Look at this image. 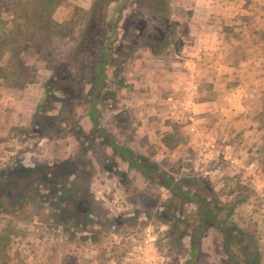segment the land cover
<instances>
[{"label": "rangeland", "instance_id": "obj_1", "mask_svg": "<svg viewBox=\"0 0 264 264\" xmlns=\"http://www.w3.org/2000/svg\"><path fill=\"white\" fill-rule=\"evenodd\" d=\"M92 1L68 0L84 10ZM173 4L179 39L167 54L156 57L143 47L123 65L119 78L114 75L115 67L106 69L109 80H122L127 86L108 84L110 96L98 104L100 125L175 178L207 176L222 203L249 194L235 207L232 218L242 230L254 235L256 244L248 238L243 244L250 250L258 248L264 264V90L258 91L248 82L247 74L236 71L230 75L227 69L217 73L210 60L195 57L188 25L193 3L173 0ZM69 11L60 5L53 17L62 23ZM135 11L131 4L124 9L116 48L122 44ZM7 25L9 30L11 24ZM224 29L235 32L230 27ZM248 29L250 34L264 38L261 28ZM74 43L75 38H56L43 55L23 53L29 71L19 83L0 77V170L11 166L31 169L72 156L81 142L68 130L78 131L80 127L84 133L79 134L88 140L80 147L85 148V159L80 163L87 164V180L78 188L85 192L88 187L94 198L92 225L53 229L52 209L31 199L17 215L0 213V264H183L187 248L183 243L170 246L167 225L154 217L156 205L166 201L170 192L159 182L128 169L125 161L102 144L92 132L89 96L78 97L73 108L71 104L59 113L55 111L56 122L48 117L39 129L31 125L43 98L42 84ZM249 45L252 54L256 53L257 44ZM258 47L264 49V44ZM235 52L241 54L239 46ZM7 56L5 53L4 61ZM255 77L263 88L260 74ZM239 101L247 105L229 106ZM107 164L125 173L126 181L105 171ZM186 209L191 214L194 206L188 204ZM199 264H231L214 227L202 238Z\"/></svg>", "mask_w": 264, "mask_h": 264}, {"label": "trees", "instance_id": "obj_2", "mask_svg": "<svg viewBox=\"0 0 264 264\" xmlns=\"http://www.w3.org/2000/svg\"><path fill=\"white\" fill-rule=\"evenodd\" d=\"M130 4L136 11L127 24L122 44L116 48L122 13ZM60 5L70 9L62 23L53 17ZM176 15L173 0H93L87 10L73 6L68 0H0V77L21 82L29 71L23 53L43 55L54 39L75 38L68 55L58 60L42 84L43 98L32 117L33 129L43 126L42 122L48 117L56 122L55 111L59 113L71 104L73 108L78 97L89 96L92 132L102 144L125 161L128 169L159 182L170 192L166 201L156 205L158 210L153 214L168 227L167 243L173 247L183 243L187 248L183 264H199L202 238L210 227L219 232L231 264H262L258 248L250 250L248 244H243L245 238L256 244L254 235L242 230L232 218L235 207L246 201L249 194L222 203L207 176L175 178L155 160L136 154L100 125L98 104L110 96L108 84L127 86L122 80H109L106 69L115 67L114 75L119 78L123 65L143 47L156 57L167 54L179 39L176 38L179 26ZM7 24H11L9 30ZM5 53L8 56L4 61ZM68 133L81 142L72 156L31 169L20 167L17 170L11 166L0 170V213L17 215L24 204L33 199L52 209L53 229L79 223L88 228L92 225L94 198L88 187L85 192L78 188L87 180L84 172L87 164L80 163L85 159V148L80 147L88 142L87 136L79 134L82 133L80 127ZM76 162L81 166L77 167ZM112 166L107 164L104 170L126 181L127 175ZM66 187L71 191H60ZM188 204L194 206L191 214L186 213Z\"/></svg>", "mask_w": 264, "mask_h": 264}, {"label": "crops", "instance_id": "obj_3", "mask_svg": "<svg viewBox=\"0 0 264 264\" xmlns=\"http://www.w3.org/2000/svg\"><path fill=\"white\" fill-rule=\"evenodd\" d=\"M191 1L192 13L188 25L192 33V53L195 57L210 60L211 67L218 71L217 73H226L223 69H227L230 75L236 71L240 75L247 74L248 82L250 81L258 91L264 90L255 77L260 74L261 81L264 80V63H262L264 49L258 47V44H264V38L254 33L250 34L248 29L255 27L264 30V0ZM250 14L254 15L252 19L249 18ZM261 14H263L262 18H260ZM226 27L238 33H227L224 29ZM250 42L257 44L256 53L252 54ZM238 46L241 50L239 56L235 52ZM236 59H239L238 64L234 63ZM244 105L247 104L241 101L236 104L229 103L230 107H244ZM237 122L239 123L240 120ZM230 123L229 125H232V120Z\"/></svg>", "mask_w": 264, "mask_h": 264}]
</instances>
